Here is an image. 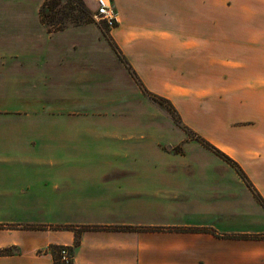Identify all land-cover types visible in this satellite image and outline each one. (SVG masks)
<instances>
[{
    "label": "crops",
    "instance_id": "1",
    "mask_svg": "<svg viewBox=\"0 0 264 264\" xmlns=\"http://www.w3.org/2000/svg\"><path fill=\"white\" fill-rule=\"evenodd\" d=\"M45 1L0 0V264L64 246L73 264H264V207L236 168L140 126L101 25L50 33ZM112 2L144 87L264 200V0Z\"/></svg>",
    "mask_w": 264,
    "mask_h": 264
},
{
    "label": "trees",
    "instance_id": "2",
    "mask_svg": "<svg viewBox=\"0 0 264 264\" xmlns=\"http://www.w3.org/2000/svg\"><path fill=\"white\" fill-rule=\"evenodd\" d=\"M68 6L65 8H61L62 0H46L45 3L43 4L41 10H40V16H41V21L43 24H45L49 30L50 33L54 32H59V31H64L69 28L73 27H78L82 26L85 24L93 23L95 22L92 18V12L86 7L84 4L83 0H67ZM68 8V9H66ZM73 15V18L69 20L66 18L67 16ZM101 29L103 31V34L113 47V49L116 51L117 55L121 59V61L125 64L128 72L130 75L133 77V79L136 81V83L140 86V88L147 94L149 91L144 87L142 81L140 80L139 76L137 73L132 69L131 65L129 62L126 60V58L123 56L121 50L119 47L116 45V43L113 41V39L110 36V30L108 28H103L101 26ZM152 94V93H151ZM150 94V95H151ZM153 100H162L170 103L168 100L163 99L159 96L156 95H151ZM173 113L177 116V121L179 122V125L183 128L189 131V128L185 126L181 120L180 115L176 111V109L172 106L170 103ZM199 143L204 145L206 148L212 150L215 152L218 156L223 158L225 161H227L229 164H231L234 168H236L237 172L239 175L243 178V180L248 184V186L251 188L253 191L256 199L262 204L264 207V200L262 197L259 195V193L254 189L253 185L250 183L249 179L247 176L244 174V172L240 169V167L233 161L231 160L228 156H226L224 153L213 147L210 143L205 141L204 139L197 137L196 138ZM2 228V226H0ZM151 230V229H149ZM154 230H160V229H154ZM176 231H184L183 229H175ZM202 232H206L207 230H201ZM260 238L264 239V235H262ZM79 245V241H76V247ZM58 247H52L53 250V257L55 260V264H57L58 260V253L56 252Z\"/></svg>",
    "mask_w": 264,
    "mask_h": 264
},
{
    "label": "rangeland",
    "instance_id": "3",
    "mask_svg": "<svg viewBox=\"0 0 264 264\" xmlns=\"http://www.w3.org/2000/svg\"><path fill=\"white\" fill-rule=\"evenodd\" d=\"M69 4L67 2V0H62V4H61V8H65L67 7ZM68 9V8H66ZM92 13H94V11H91ZM66 18H68L69 20H71L73 18V15L67 16ZM100 25L103 28H107L106 24L104 22H101ZM119 26V25H117ZM109 29V28H108ZM110 30V29H109ZM136 82V81H135ZM138 85V84H137ZM139 86V85H138ZM140 87V86H139ZM138 91L133 90V96L135 95H139V100L134 103L135 108H133L132 112L135 115H138V117L141 119L139 121V125L140 126H153L152 124H156L159 127H163L165 129H170L171 134H173L174 136V141L177 140L178 138H175L176 133H179V144L178 146H176L173 151L175 152H179L182 148V145L186 141H192V142H199L196 140L197 137L199 136H195L190 130H186L183 129L180 125L179 122L177 121V116L173 113V109L170 105V103L166 102V101H162V100H153L151 95H156V94H151L149 93H145L141 88H138ZM141 89V90H140ZM151 94V95H150ZM158 96V95H156ZM161 97V96H159ZM163 98V97H161ZM165 99V98H163ZM135 101V100H134ZM182 122L184 121L183 119H181ZM183 124L185 125V121L183 122ZM187 126V125H185ZM202 138V137H200ZM204 146V145H203ZM178 229V228H176ZM259 239H263L260 237H257Z\"/></svg>",
    "mask_w": 264,
    "mask_h": 264
},
{
    "label": "built area",
    "instance_id": "4",
    "mask_svg": "<svg viewBox=\"0 0 264 264\" xmlns=\"http://www.w3.org/2000/svg\"><path fill=\"white\" fill-rule=\"evenodd\" d=\"M96 4V10L92 14L93 20L99 24L104 22L109 29L114 28L117 24V14L112 0H96ZM56 252L58 253L57 264H73L74 253L72 249L64 246L59 247Z\"/></svg>",
    "mask_w": 264,
    "mask_h": 264
}]
</instances>
